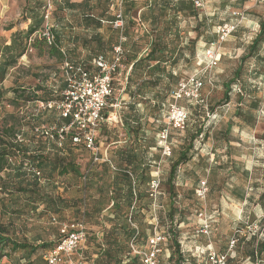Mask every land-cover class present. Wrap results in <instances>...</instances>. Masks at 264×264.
<instances>
[{
  "label": "rangeland",
  "instance_id": "obj_1",
  "mask_svg": "<svg viewBox=\"0 0 264 264\" xmlns=\"http://www.w3.org/2000/svg\"><path fill=\"white\" fill-rule=\"evenodd\" d=\"M49 1L0 0V41L9 43L13 33L25 31L31 23L26 21L28 8L36 7L37 2H44L45 6ZM154 1L160 3L163 0H134L126 6V63L133 52H148L150 36L140 29L139 21L142 13L147 12L148 4ZM183 1L190 3V0ZM51 2L49 25L56 37L57 33L62 37L58 44L66 51L64 60L89 63L101 50L100 54H105L111 61L112 47L120 39L118 31L108 24L99 29L94 24L88 27L83 18L86 10L65 9L66 0ZM193 11L196 16L188 10L178 17L179 37L171 47L182 48L183 56L177 59L176 65H166L168 71L173 72V78H164L159 88L150 90L153 94L160 93L158 97L149 91L150 99L147 100L134 98L131 92H134L135 85L129 92L127 81L118 79L113 95L117 107L104 112L105 115L112 113L113 120L102 126L98 144L108 147L109 159L119 161L120 151H134L135 145L140 144V136L128 134L125 123H140L139 128L135 124L133 127L147 132L143 133L145 141L141 142L151 162V171H158L161 186L156 196L143 194V199L136 204L142 222V238L138 244L147 247V239L155 232L167 237L171 234V221L167 215L171 208L167 184L169 172L181 152L188 151V161L179 166L175 181L178 198L174 208L176 220H182L178 223L182 250L189 249L190 253L200 255L211 247L217 254H227L233 259L231 264H253L244 258L248 241L252 235L264 240V45L257 55L248 59L243 57L248 55L249 46L261 31L264 0H205L203 7ZM145 25L151 32L150 23ZM225 25H235L237 29L222 39L218 27ZM43 27L44 23L40 30ZM163 27L161 24L160 29ZM97 35L101 37V43L97 41ZM212 45L221 55L214 69L209 68L205 58ZM62 63L49 56L46 50L41 54L40 50L29 47L2 82L5 96L0 104V126L4 122L10 126L16 120L25 134L23 143L31 153L45 154L52 162L60 158L66 163L71 162L80 173L62 175L53 163H47L41 171L43 192L67 202L60 204L55 213L39 203L41 200L35 203L26 194L15 191L17 185L28 184L33 169L37 168L29 159L20 156L17 160V165L21 163L24 167L25 173L21 177L16 170L9 178L5 172L0 174V198L5 199V207L0 204V225L7 231L5 237L38 250L30 256L27 251L12 252L6 247L7 255L0 264H44L43 255L47 249L39 246L57 243L62 237V224L84 218L83 201L89 193L85 192L84 179L101 165L100 162L93 163L91 151L81 145H72L70 138L59 147L57 143L34 134L36 127H60L63 123L57 108L62 100ZM238 69L240 75L235 77ZM196 74L205 79L201 92L204 102L199 104L187 99L178 102L190 112L187 126L178 130L169 124L168 111L175 99L173 94H166L165 86L170 82L176 90L179 84ZM226 84H231L228 101L224 94ZM16 90L26 91L30 96L35 94L46 101L27 104L22 101L17 107L12 105L17 99ZM203 182L207 189L205 196L199 194ZM6 187L14 193L4 195L2 188ZM113 216L114 213L107 210L103 215L92 214L85 218L87 238L75 254L79 264H95L99 250L97 244L102 243L98 234L111 226L109 219ZM205 220L211 226L209 234L202 233ZM164 244V254L159 259L161 264H175L169 258L168 239ZM262 258L264 263V255ZM195 259L197 264L203 263L202 259Z\"/></svg>",
  "mask_w": 264,
  "mask_h": 264
},
{
  "label": "trees",
  "instance_id": "obj_2",
  "mask_svg": "<svg viewBox=\"0 0 264 264\" xmlns=\"http://www.w3.org/2000/svg\"><path fill=\"white\" fill-rule=\"evenodd\" d=\"M176 2L178 4H176ZM189 2L190 3L183 0H163L159 3L157 1H154L152 4H150L148 10H146L147 12L142 13L140 25H143L142 27H145V30H143L142 28L141 29L148 34L147 36H150V41L148 43V52L140 59H138L135 54H133V56H129V62L133 64V68L128 75V80H126L128 67L124 63L122 76L119 77L120 79L128 81V89L135 85L134 92H131L133 97H145L147 93H152V91L150 90L159 88L162 85L164 78H173V72L168 71L166 65L169 63L171 65H176L177 59H179L180 56H183L182 48L173 46L171 47L175 39L179 37L177 24L178 17L181 13H185L188 10L192 11L193 16H196L195 11H193L195 8L194 4L191 3V0ZM36 4V7L28 8L26 21L31 22L28 28L25 31H17L13 33L9 43H7V41H0V104H2L3 98L5 96L4 89L3 87H1L2 82L5 80L8 73L12 69L16 68L19 60L27 53L29 47L40 50L41 54H43V52L46 50V53L49 56L51 55L60 59L61 61H64L65 57L61 53L60 49L55 46L49 47L44 40H40L39 38L33 39L36 32L41 29L44 23L43 16L44 8L46 6H44V2H37ZM169 10L174 13L172 18H169ZM148 22L152 27L151 32L147 30V27L145 25V23ZM161 24H164V27L162 29H160ZM260 28V33L249 46L248 55L243 57V59H248L249 56L257 55L263 47L264 20L260 23ZM172 33H175V35L173 38L169 39ZM194 43L195 42H193V44ZM240 72V69L236 70L235 77H239ZM165 89L166 94H173L175 92L172 83L170 82L166 84ZM230 91L231 84H226L224 93L226 101L229 100ZM159 94L160 93H156L154 94V96L158 97ZM16 95L17 99H14L15 102L13 101L12 105H15L17 107L22 103V101L25 104H27L28 102H35L37 100H40L42 102L46 101L38 98V96H36L35 94L30 96L26 91L16 90ZM62 121V125H60V127L58 128L68 126L71 122V118L62 117ZM106 122L107 121L102 122L100 126V132L102 126ZM131 123L132 122L129 121L125 123V130H127L128 134L136 133V135H139L140 129L138 128L140 123H133V125L135 124L138 128L136 126L133 127ZM73 132L74 131H71L69 135L66 136V139L70 138L72 145ZM34 134L39 138H42L49 142H55L54 140L51 141L39 136L36 132ZM24 136L25 134L22 132L21 128L18 127V123L16 122V120L15 124H12L10 126L7 124V122H4V124L0 126V174H3L5 172L6 177L9 178L11 176V173L16 170L18 175L21 177V175L25 173L24 167L23 165H21V163L17 165V160L20 158V156H24L25 158L29 159V161L32 162L34 166L36 165L37 168L33 169L32 179L28 181V184L17 185L15 191H17L19 194H26L29 198H32L35 203H38V200H41L39 203L44 204L45 207L48 208V210H52L55 213L56 208H58L60 204L63 205L67 202L60 197L53 198L46 192H43V186L40 181L41 171L44 169L47 163H53L54 168L56 170H59L62 175L70 174V172L79 174V168L71 162L66 163L61 158L58 160L53 159L52 162L45 154L38 152L34 155L23 143L24 139H26ZM66 139L64 143L66 142ZM123 154L126 163L135 164L137 166L138 157L133 150ZM176 161L177 162L173 163L171 167L168 177L169 180L167 182L168 194H170L171 197V208L170 213L168 214V217L171 221V234L168 237L166 236V240L168 239L169 250L171 252L170 260L172 261L173 259H175V264H184L185 260L182 254L178 230V223L182 220H176V211L174 208V204L178 198V194H176L175 192L177 171L179 166L185 164V162L188 161V151L181 152L179 158ZM129 164L126 167H128ZM127 170V168L121 169L119 174L115 175L113 179H108L103 183V185L99 186L97 185L96 180H94L93 173L90 176H86L84 179L85 192H89L83 201L84 219L87 216H91L92 214L102 215L104 213L103 211L106 205H110L111 203H113V206L110 210L115 215L114 218L109 219L110 223L113 224L111 230L104 235L102 243L97 244L99 246V250L98 256L94 260L95 264H142L139 259L140 256L130 257L132 250L130 248V245L128 244L129 242L131 243L133 241V244H135L136 247L138 246L137 248H147L138 244L139 239L142 238V232L140 228L142 222L139 219V211L136 210V204L143 199L144 193H138V183L136 182V185L133 184V179H131L129 175L130 173ZM34 171H39L40 175H36ZM135 173L136 172H132V174ZM2 182H5V180H2ZM143 184L145 183L141 182L139 185L142 186ZM135 188L137 190L136 195H134L133 193ZM92 190H95V192L92 193ZM2 191L4 195L14 193V191L8 187H6L5 189L2 188ZM4 200V198H0V204L2 205V208L5 207ZM35 209L37 210V205H35ZM131 224H138V229L136 230L135 228H133ZM6 233V229L0 225V261L7 255L5 252L6 247L11 248L12 252H18L21 250L27 251L29 252L30 256L38 251L37 247L27 245L24 242L19 243L9 237H5ZM121 235L125 236L127 244H118V239ZM243 242H245L244 239ZM57 243L42 244L39 247L47 249L45 251L46 253L50 250H53ZM247 245L248 249L244 257L245 260L249 259L253 264H264L262 258V256L264 255V240H259L258 235H252ZM123 254H126V257L128 258V260H126L127 262L122 261L123 257L119 259V257ZM231 262H233V259L228 256L227 264H231Z\"/></svg>",
  "mask_w": 264,
  "mask_h": 264
},
{
  "label": "built area",
  "instance_id": "obj_3",
  "mask_svg": "<svg viewBox=\"0 0 264 264\" xmlns=\"http://www.w3.org/2000/svg\"><path fill=\"white\" fill-rule=\"evenodd\" d=\"M127 0H112L111 10L114 12L115 19L112 22V27L115 31H119L120 39L113 46L112 59L107 61L103 56L95 59L93 65L95 70L90 71L81 65L71 64L68 60H64L62 70L64 73V82L66 89L62 93V100L57 104L60 110V115L64 118H71L68 126L61 128L52 127H36L35 131L39 136L55 141L59 147H62L66 136L72 133V141L75 146H83L92 152L93 163L102 161L100 147L96 144V139L100 132L102 122L110 120L105 116L104 112L108 108H116L113 103V95L115 84L119 77L122 76L123 62L126 56L124 43L127 40L125 36L126 16L124 15V6ZM205 0H195L194 7H203ZM52 10L51 0L44 8V27L36 32L33 38L44 40L46 44L55 46L60 49L61 53L66 57V51L59 46L56 34L53 33V27L49 25L50 13ZM145 30V27H142ZM218 34L221 38L230 36L237 28L235 25H225L218 27ZM33 40V39H32ZM206 62L210 69H214L221 58L220 53L212 45L205 54ZM126 74V78L128 77ZM205 85V79L202 75H192L188 80L179 84L172 96L175 103L169 108V124L178 130H184L188 124L190 112L185 107L178 105L179 101L187 99L196 103H203L202 89ZM52 109V105H49ZM36 175H40L39 171H34ZM161 179L159 175L152 179L149 184L150 195L156 196L159 193ZM206 183L203 182L199 194L205 196L207 193ZM56 221V219L54 220ZM136 230V226L132 225ZM202 233L209 234L211 226L205 220ZM61 240L56 244L53 250L45 253L43 257L44 264H79L75 260V254L80 249L81 245L86 241L88 229L85 219L71 222V224H62L60 226ZM166 236L155 232L148 240L146 249H139L131 242L132 253L135 256H140L142 264H161L160 256L164 251V243ZM232 244L236 242L233 240ZM207 259L210 264H227V254H217L211 247L207 250Z\"/></svg>",
  "mask_w": 264,
  "mask_h": 264
},
{
  "label": "crops",
  "instance_id": "obj_4",
  "mask_svg": "<svg viewBox=\"0 0 264 264\" xmlns=\"http://www.w3.org/2000/svg\"><path fill=\"white\" fill-rule=\"evenodd\" d=\"M93 1H96V3L93 4ZM133 1L132 0L131 1L127 0V2L125 3L124 15L126 13V6L128 4H131V2H133ZM111 3H112V0H82L81 2H72L71 0H66V8L65 9H68L70 11H78V12L81 11V10H86L87 12L84 13L83 18L85 19L86 23L89 24L88 27L91 24H94L99 29V27H102V25H104V24H108V25H110L112 27V22L115 19V15H114V12L111 10ZM100 4H101V7H99ZM176 4H178V3L176 2ZM149 6H150V4H148L147 10H148ZM168 14H169V18L170 17L172 18V16L174 15V13L171 10L168 11ZM125 16H126V19H127V15H125ZM139 23L141 24V20L139 21ZM81 24H82V22H81ZM142 26L140 25V29L142 28ZM57 35H58L57 36V40L59 42V39L62 38V37H61V35L59 33H57ZM174 35H175V33H172V37L171 38H173ZM96 38H97V41L101 43V41H102L101 37L99 35H97ZM112 52H113V50H112ZM100 53H101V50L95 55V57L91 61H89V63H85L84 61L83 62H76V61H72V60H68V59L67 60L71 64L81 65V66L87 68L88 70L93 71V70H95V67L93 65V62H94L95 59L99 58L100 56H103L107 60L105 54H103V53L100 54ZM133 54H135L138 57V59H140L142 56H144L146 54V52H142V53L133 52L131 54V56H133ZM126 60H127V51H126V56H125V59H124L123 63L127 65L128 71H131V69L133 68V64H131L129 62L126 63ZM107 61H109V60H107ZM62 67H63V65H62ZM62 67L60 69V77H61V80H62L61 81L62 82L61 95L66 89V85H65L64 77H63L64 73H63ZM126 80H128V77L126 78ZM127 88H128V81H127ZM131 89H132V87L129 88L128 91L131 92ZM152 95L154 96L153 93H152ZM138 97L143 99V100L150 99L149 98L150 96H148V93L145 95V97H143V96H138ZM134 98L137 99V96L134 97ZM105 116L108 117L110 120H107V122L104 123V125L107 124L109 121L113 120V114L112 113H108ZM144 132L145 131L140 132V134H139L140 137L138 139L140 144L135 145L136 147L134 149V153H136V155L138 157L137 166L135 164L126 163L125 162V158L123 157V155H124L123 153H127L128 151H131L132 149H128L127 151H125V150L124 151H120L119 153H120V159L121 160L116 161L114 158H110V159L108 158V156H107L108 147H105L103 145V143L102 144H100V143L98 144V139H96V143H97L98 147H100V154H101V158H102V161L100 162L101 165L96 167L95 171L93 172L94 180H96L98 186L99 185H103V183L105 181H107L108 179L109 180L111 178L113 179V177L115 175L119 174L121 169H126L127 168L128 169L127 171L130 173L129 175H130L131 179H133V184L136 185V182L138 183V193L139 194H143V193L144 194H150V189H149L148 184H150L152 179L157 177L159 174H158L157 170H152L151 171V162H149V160L147 159V156L145 154V148L143 146V142H141L142 140L145 141V137H144V134H143ZM145 134H147V132H145ZM97 138H99V134H98ZM122 163H123V166H122ZM128 164H129V166L126 167ZM132 172L133 173L136 172V173L132 174ZM141 182L145 183V184L140 186L139 184ZM133 193H134V195H136V193H137L136 188L134 189ZM97 198H100V197H97ZM112 206H113V203H111L110 205L109 204L106 205V207H105L103 212L105 213V211L110 210ZM169 213H170V208H169L168 214ZM114 216H113V218H114ZM131 225H134V224H131ZM112 226H113V224H111V226H108L106 228V230H104V232L102 234H98V239L100 241H102L104 239V235L107 234L111 230ZM134 226H136V228H137V225H134ZM151 237H149V238H151ZM149 238L147 239L146 244L148 243ZM121 243H126L127 244L124 235H121L119 237V239H118V244H121ZM128 245H130V248L132 250V246H131L130 242H129ZM147 247H148V244H147ZM181 249H182V247H181ZM190 252L191 251H189V249L182 250V254H183V257H184V260H185L184 264H192V262L194 264H197L198 261L195 258L202 259L203 260L202 264H209V260L207 259V251L202 253V254H200V255H194L193 253H190ZM163 254H164V251H163L162 255ZM170 255H171V253H170ZM170 255H169V258H170ZM121 257H123L122 261L127 262L126 260H128V258L126 257V254L121 255L119 257V259ZM130 257H137V256H135V255H133V253H131ZM172 262L175 263L174 260H172Z\"/></svg>",
  "mask_w": 264,
  "mask_h": 264
}]
</instances>
